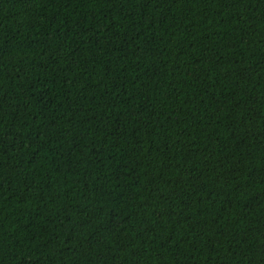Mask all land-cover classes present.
I'll return each instance as SVG.
<instances>
[{"label": "trees", "instance_id": "obj_1", "mask_svg": "<svg viewBox=\"0 0 264 264\" xmlns=\"http://www.w3.org/2000/svg\"><path fill=\"white\" fill-rule=\"evenodd\" d=\"M0 264H264V0H0Z\"/></svg>", "mask_w": 264, "mask_h": 264}]
</instances>
